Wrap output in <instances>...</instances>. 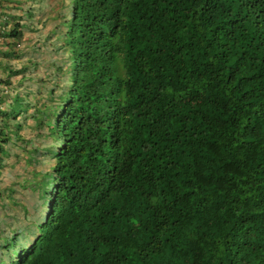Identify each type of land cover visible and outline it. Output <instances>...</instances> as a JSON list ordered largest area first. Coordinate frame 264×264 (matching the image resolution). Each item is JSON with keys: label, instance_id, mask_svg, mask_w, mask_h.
Wrapping results in <instances>:
<instances>
[{"label": "trees", "instance_id": "1", "mask_svg": "<svg viewBox=\"0 0 264 264\" xmlns=\"http://www.w3.org/2000/svg\"><path fill=\"white\" fill-rule=\"evenodd\" d=\"M11 1L0 171L34 198L0 264H264V0H64L54 59L10 62L50 10Z\"/></svg>", "mask_w": 264, "mask_h": 264}, {"label": "rangeland", "instance_id": "2", "mask_svg": "<svg viewBox=\"0 0 264 264\" xmlns=\"http://www.w3.org/2000/svg\"><path fill=\"white\" fill-rule=\"evenodd\" d=\"M31 2H35V1H31ZM62 3H63V5H62ZM65 5H66V3L64 2V0H49L50 10L48 11L47 15L46 16L43 15V17H39L38 19H36V20H38L37 27H39V28L37 30L35 28V29L25 31V34H26V32H27V34H29L28 32H30V35L32 38L30 39L29 43L27 45H25L24 49L22 50L23 54L19 58L20 61L25 60L30 55H32V56L36 55L37 54L36 51L37 52L41 51L39 48L42 49L44 47L43 45H45V48H43L44 50L47 47H49V45H50L49 40H51L49 38L56 36L55 35L56 31H59V29L57 30L58 27L54 26L55 24H57V26H58V23H59L58 22L59 18L57 17V15H58L57 11L58 10L61 12L65 11L66 10ZM49 8H47V10ZM59 17H60V15H59ZM60 29H61V31L63 30V25H61ZM47 35H49L48 38H46ZM36 41H39V44L36 43ZM34 50H35V52H34ZM45 51L49 52V53H44L46 56L48 55V57L50 59L51 58L54 59L53 49H50V50L47 49ZM20 61H18V62H20ZM45 67H47V65H45L43 63H34V64H30L29 66H27L28 70H30L33 73L32 74V80H31L32 84L36 83L37 81H38V84L42 83L40 78H43V79L46 78V74L48 73L49 69L45 68ZM29 83H30V81H29ZM16 84H17V82L14 80L13 85H16ZM31 97H32V95H31ZM23 127L19 130V133L26 134L24 136V139L26 140L27 143H28V141L36 142L39 140H41L42 142H45V139L43 136H39L38 138H36L34 132L31 131L32 130L31 128L28 129L27 127H24V128ZM16 143L19 144V142L16 141L15 147L12 146V149H10V150L12 152L16 151V153H21L22 150H21V148H19V146H16ZM7 161H11V157H8ZM35 167H40V165H36ZM11 171H12V173H11ZM26 173L27 172L22 170L20 160L17 159V162L14 164V166L12 168H10L9 166H6V167H4L3 170L0 171V189H2L4 191L5 187H6L5 185H7L10 181L15 180L16 182L13 183V185H14V187H16V188H14L16 191L19 189L18 190V192H19L18 198L21 199L22 201H25V199H27V200L33 199L34 198L33 195L30 193H27V191L25 190V188H28L29 191H31L33 193L32 187L29 186L30 183H26L27 181H22L23 180L22 177ZM21 186H25V188H23ZM18 206H19V204H18ZM14 208L15 207H13L12 210H14ZM28 210L31 212L34 209H31V207L29 206ZM17 211H18V209H17ZM0 216H1V214H0ZM10 222L13 223V220H8V218H6L4 221V223L6 225H8Z\"/></svg>", "mask_w": 264, "mask_h": 264}, {"label": "clouds", "instance_id": "3", "mask_svg": "<svg viewBox=\"0 0 264 264\" xmlns=\"http://www.w3.org/2000/svg\"><path fill=\"white\" fill-rule=\"evenodd\" d=\"M7 2L12 3V1H7ZM5 3L6 2L4 0H0V8H1V11L7 17V23H9L7 27H9L11 24V18H10V13L7 12V10H6L7 7H5ZM6 5H8V4L6 3ZM62 5H63V3H62ZM4 38H6V36L1 38L0 41H2ZM0 57H2V56L0 55ZM2 58H4V57H2ZM2 76H3V74L0 75V82H2L3 84L6 85L7 90L5 92H1L0 95L5 94L7 91L8 92L11 91L12 90L11 86L13 85V83H12V85H9V84L3 82L1 80V78H3ZM31 84L32 83H30V85ZM15 182H16L15 180H12L7 185H5L6 187H5L4 191L2 189H0V209H3V208L10 209L7 212L11 211V213H13V214H14V211H17V209H18V206L16 204L18 202H16V201L21 200L18 198V196H19L18 190L19 189L17 191L14 189V188H16L13 185V183H15ZM13 207H15L14 210H12ZM1 216H0V218H1ZM6 218H8V220H13V223L10 222L8 225H6L4 223ZM13 226H14V219L12 218V216L11 217H7V216L4 217L2 224H0V230H1L2 234H4L3 236L10 235L13 232H17V229L16 228L14 229Z\"/></svg>", "mask_w": 264, "mask_h": 264}, {"label": "crops", "instance_id": "4", "mask_svg": "<svg viewBox=\"0 0 264 264\" xmlns=\"http://www.w3.org/2000/svg\"><path fill=\"white\" fill-rule=\"evenodd\" d=\"M5 1V0H4ZM7 1H11V0H6L5 2L8 4V5H6V3H5V7H7L6 8V10H7V12H9L10 14H12V13H14V14H17L18 12H19V7H15V6H13L12 5V3H8ZM40 3V2H39ZM38 3V4H39ZM27 4H31L32 6H34L33 4L34 3H27ZM41 4V3H40ZM28 33H30V32H28ZM28 36V34H27V32H26V35H25V37H27ZM5 46H4V44H3V42L1 43L0 42V51L4 48ZM5 58H2V57H0V75H2L3 74V64L1 63V61L2 60H4ZM16 59H19V58H9V61L10 62H13V61H16ZM12 146H14L15 147V145L13 144V145H11L10 147H11V149H12ZM10 149V148H9ZM11 151V150H10ZM13 152H15V151H13ZM11 153H12V151H11Z\"/></svg>", "mask_w": 264, "mask_h": 264}, {"label": "built area", "instance_id": "5", "mask_svg": "<svg viewBox=\"0 0 264 264\" xmlns=\"http://www.w3.org/2000/svg\"><path fill=\"white\" fill-rule=\"evenodd\" d=\"M9 23H7V17L6 15L1 11L0 8V39L4 37L2 32L7 28ZM7 90V87L5 84L0 82V93L5 92Z\"/></svg>", "mask_w": 264, "mask_h": 264}]
</instances>
